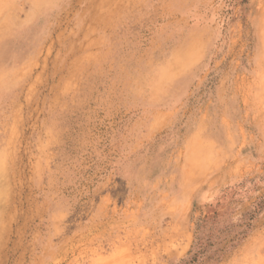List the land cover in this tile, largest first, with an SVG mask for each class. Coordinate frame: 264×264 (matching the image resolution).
<instances>
[{"label":"rangeland","instance_id":"1","mask_svg":"<svg viewBox=\"0 0 264 264\" xmlns=\"http://www.w3.org/2000/svg\"><path fill=\"white\" fill-rule=\"evenodd\" d=\"M0 264H264V0H0Z\"/></svg>","mask_w":264,"mask_h":264}]
</instances>
